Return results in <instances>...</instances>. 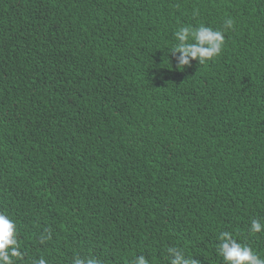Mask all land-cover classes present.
Masks as SVG:
<instances>
[{"label":"trees","instance_id":"16d2710c","mask_svg":"<svg viewBox=\"0 0 264 264\" xmlns=\"http://www.w3.org/2000/svg\"><path fill=\"white\" fill-rule=\"evenodd\" d=\"M200 24L224 50L179 70ZM0 213L16 264L264 259V0H0Z\"/></svg>","mask_w":264,"mask_h":264},{"label":"clouds","instance_id":"9594fccd","mask_svg":"<svg viewBox=\"0 0 264 264\" xmlns=\"http://www.w3.org/2000/svg\"><path fill=\"white\" fill-rule=\"evenodd\" d=\"M234 21L226 19L224 29H232ZM176 43L167 48L171 55L176 56L177 68L181 70L190 67L192 61L199 65L206 63L215 56L222 54L225 46V32L200 24L198 27L180 26L174 33ZM251 232H264V224L258 219H252ZM217 253L223 258L224 264H264V259L258 256L251 247L242 245L233 238L232 233L223 231L219 234ZM169 264H195L193 256L186 255L175 247L167 249ZM23 259V253L18 245L17 225L9 216L0 213V264H16ZM33 264H48L44 258ZM73 264H99L96 258H81L77 256ZM132 264H150L144 256H136Z\"/></svg>","mask_w":264,"mask_h":264}]
</instances>
